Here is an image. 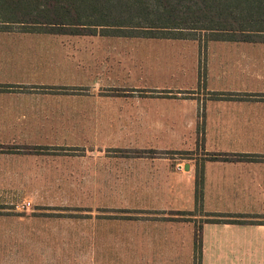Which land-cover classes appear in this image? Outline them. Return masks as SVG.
Wrapping results in <instances>:
<instances>
[{"label": "crops", "instance_id": "obj_1", "mask_svg": "<svg viewBox=\"0 0 264 264\" xmlns=\"http://www.w3.org/2000/svg\"><path fill=\"white\" fill-rule=\"evenodd\" d=\"M8 33L0 32V264H264V35L19 32L46 42L11 50ZM81 40L89 51L123 49L121 63L135 54L138 68L160 59L140 42L179 43L183 56L194 54L192 69L155 85L114 84L132 73L86 67ZM118 42L121 51L111 47ZM213 214L238 222L207 221Z\"/></svg>", "mask_w": 264, "mask_h": 264}, {"label": "trees", "instance_id": "obj_2", "mask_svg": "<svg viewBox=\"0 0 264 264\" xmlns=\"http://www.w3.org/2000/svg\"><path fill=\"white\" fill-rule=\"evenodd\" d=\"M0 22L36 29L24 32L80 35H94L98 27L104 35L159 38L194 39L196 31L208 38L264 35V0H0ZM201 197L197 175V205ZM211 216L206 220L238 222Z\"/></svg>", "mask_w": 264, "mask_h": 264}, {"label": "rangeland", "instance_id": "obj_3", "mask_svg": "<svg viewBox=\"0 0 264 264\" xmlns=\"http://www.w3.org/2000/svg\"><path fill=\"white\" fill-rule=\"evenodd\" d=\"M28 26H21L19 24H9L8 26H4L3 24H1L0 22V32H3V30H5L6 32H12L15 34L11 35L10 33L7 34V36H4L5 38L7 39H15L14 42H10V49L13 50L14 48H17V46H22L20 45V43H22V41H30V39L32 37H35V38H38L40 40H42V42H46V36H33L31 35L30 33H19V32H24L23 30H36L35 28H27ZM3 29V30H2ZM8 30V31H7ZM42 30H48L47 28H42ZM103 33L101 32V29L96 28V33L94 35L98 36L99 33ZM41 33H48V32H41ZM186 33V32H184ZM188 33V32H187ZM52 34H57V33H52ZM192 36H194V38L198 39L200 38V41L203 39V40H207V38L209 37V35H207V33L203 32V31H196V32H191L190 33ZM80 35V34H79ZM82 35H85V34H82ZM82 35H80V37H82ZM133 37V41H135L134 39L135 38H141L142 36H132ZM122 38H127V37H122ZM191 38V37H189ZM6 39V40H7ZM132 39V38H131ZM6 40L4 39H1V46L2 48L7 45ZM9 42V40H8ZM86 41H83L81 40V49H80V60L82 62L83 65H85L86 67L89 68V66L91 65H94V68L97 70V71H103V69H107L108 72L109 71H123L122 69H125L124 71H127L128 73L131 72L133 74H131V76L129 77H125L123 79H120V80H116V81H113L114 84H133L135 82H142V83H150L151 85H155V82H158V80L160 82H164L166 79L167 81L170 80V72L171 71H175L179 68H183V69H192V62L193 59V53L191 55V53L189 55H182L181 54V51H183L182 49H179L178 47V44L179 43H176V45L174 46H163V47H160V48H155V49H152L151 50V47L150 49H147L149 44L150 43H144V42H140L141 44H139V48L141 50H145L147 53H151V52H157L159 51V58L160 59H155V60H151V59H147V62L149 63H146V62H143V67L142 68H138L137 66V63H136V58H135V54L133 55H129L126 60H125V63H121V59H120V56L123 54V49L122 51L120 50L121 49V46L124 45V43H112L111 47H114L113 49H118L120 50L121 52H117V51H114V50H110L109 47H106L105 49L104 48H100L98 47L99 44H96L98 45L97 48L93 49V50H88L86 48ZM203 44H205V42H201ZM191 43H188V48H189V45ZM161 45V44H160ZM193 45V44H191ZM176 49H175V48ZM24 46L23 48H19L20 51H24ZM136 48L135 47H130V45L128 46V48L124 49L125 50H135ZM195 49V48H193ZM18 50V49H17ZM189 50V49H186V51ZM184 52V51H183ZM192 52V50H191ZM18 54V53H17ZM126 54V53H124ZM20 56H23V55H20ZM19 54H18V58L20 57ZM95 58L96 59V63L93 64V61L95 60H91V58ZM24 58V57H22ZM21 59H17V58H14V60H10V66L15 64V68H18L23 60ZM99 60H102L103 62H101V65H97L98 61ZM152 67H155V68H152ZM93 68V67H92ZM160 68H163L165 71H158V72H155V70H158ZM21 69V68H19ZM162 70V69H161ZM167 70V71H166ZM138 72V73H137ZM102 73V72H100ZM114 73V72H112ZM115 73H118V72H115ZM154 73V74H152ZM180 73V71L178 72V74ZM130 74V73H129ZM186 74V73H185ZM182 75V74H179V76H184V78H187V79H184L185 81H189L190 79V74L186 75L185 76ZM44 76V75H43ZM115 75H112V77H114ZM45 78V76L43 77V79ZM108 82V81H106ZM104 82V83H106ZM110 82V80H109ZM225 217H230V215H226Z\"/></svg>", "mask_w": 264, "mask_h": 264}, {"label": "built area", "instance_id": "obj_4", "mask_svg": "<svg viewBox=\"0 0 264 264\" xmlns=\"http://www.w3.org/2000/svg\"><path fill=\"white\" fill-rule=\"evenodd\" d=\"M27 205H29V202H26V203H22V207H25V206H27Z\"/></svg>", "mask_w": 264, "mask_h": 264}]
</instances>
